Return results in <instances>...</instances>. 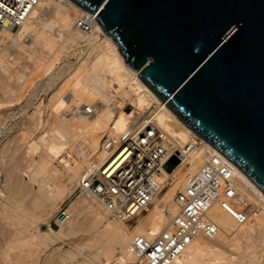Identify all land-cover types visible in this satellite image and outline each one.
I'll list each match as a JSON object with an SVG mask.
<instances>
[{
	"label": "bare ground",
	"instance_id": "1",
	"mask_svg": "<svg viewBox=\"0 0 264 264\" xmlns=\"http://www.w3.org/2000/svg\"><path fill=\"white\" fill-rule=\"evenodd\" d=\"M46 16H48L49 18H46ZM77 22L89 25L91 31L85 33L86 35L84 36H82V33V37H79L80 35L78 36V34L80 33L76 34L77 32H75ZM54 27H58V29H60V31L58 30L59 33L57 32L58 35L55 36L56 38L50 34L51 30L54 29ZM74 29L75 31H73ZM94 33H96V35ZM77 38H81L82 40L84 39V41L87 43V48L84 50V58H78L79 60L77 61V63L74 64L70 72H68V77L64 79L61 85L57 87L58 89H56L54 93H52V95L50 96L48 101V108L50 114L49 117L44 121L43 130L39 132L40 134L38 136L35 137L36 141L30 140L26 146V156L35 155L38 158L35 163H29L31 170L28 173L27 178L29 183L35 184L37 186L38 189L36 190V193L39 194V196H36L35 200H33L36 205L34 204L32 206L31 197L30 199L27 198V200L29 199L31 201L30 209L33 207V210H35L37 208L39 209L42 207L44 208L43 210L46 211L47 215L54 209V203L56 200L69 196L72 191L66 190L72 185V183L76 181L78 183L79 178L86 171L103 163L106 158V155L99 150V143L103 134L107 133L109 135H114L123 132L134 123L136 114L147 108L151 104V102L158 103V100L152 95V93L141 84V82L137 78L138 73L133 72L123 64V59L115 48V46L110 43L104 37V35L97 29L96 21L91 18L87 13L80 10L67 0H39L37 7L31 12L27 22H25L18 30L13 32L7 26H3L0 28V43H5L6 41L5 45L8 46L6 48H9V51L11 48L13 51H16L19 55L27 53L34 55L36 51L44 50L43 55L45 54L44 52L50 55L48 57H44L45 59L47 57L48 60L51 59L50 57L52 55V58H56V56L54 57V54L56 52L54 46L56 45L57 40L63 41L65 43L68 41L73 42ZM58 43L59 42H57V45ZM65 46L66 45H64V47ZM62 47L63 45L59 47L60 50L62 49ZM60 50L57 51L61 53L62 50ZM4 54L6 56L7 53ZM18 54L16 55L19 56ZM57 55L59 54L57 53ZM40 56L41 54L39 55V57ZM20 58L22 57H19V59ZM14 59L16 58L14 57L12 60ZM45 59L43 62H48V60L45 62ZM35 62L37 61L35 60ZM13 63L12 65H15ZM49 68L51 69L50 66ZM48 70L46 72H48ZM16 77L18 78V83L21 84L22 80L24 79V76ZM1 85L2 84H0V86ZM2 93L3 92H1L0 95H3ZM88 105H90L93 110V114L89 116L84 113V108ZM34 108L36 110L37 115H40L41 112L39 109V104H36ZM154 117L156 124L168 135H171L175 139L179 147H182L185 144H189L192 147L189 152L187 166H185L184 164H178L171 173L163 174V176L158 179V184L162 186L168 184V188L162 195H160V197L158 194L157 196H154L152 198L150 207L146 208L145 214L138 216L139 220L137 222V225L133 228L131 232H128V230L123 227V223L113 219L105 218L102 213L97 210L94 205H92L90 201L79 196L83 199V201L86 200L87 204L82 205V203L80 204L79 201H76L71 206V210L75 213L91 211L90 213L92 216V220L90 223L95 226L101 225L100 229L97 230V233L94 236L89 239H86L88 243L94 240L97 241L95 242V244L100 243L98 244L97 249L100 252L94 251L90 253V255L98 261L95 264H112L110 260L113 257L114 253L115 256H117L116 261H118L119 264H129L132 261V257L128 253V247L131 244L132 240L138 236H147L148 234L154 235L162 230V228L169 222V220L174 216L176 212L174 204V196L176 191L181 190L184 187L188 178L191 177L198 170L202 163H204V161L207 159L208 154H210L211 152L210 147L202 141L197 144L198 146L194 147L193 145L195 144V140L197 137L192 132H190L185 126H183L167 109L162 108V106H160L156 111ZM26 139L29 140V138L27 137ZM23 153L24 152H22V154ZM73 155H76V158H74ZM19 157L20 156H18V158ZM16 162V164H18V161ZM24 163L26 164L25 161ZM20 167L23 168L22 165ZM232 169L236 178V190L241 195L243 194L244 196H246V198L250 202L260 206L261 208L260 215L255 219V221L258 223L255 222L254 225L247 223L243 227L236 228L232 219L216 208L213 210V219L215 223L219 226L221 231L211 240H206L200 237L194 239L193 242L187 247L185 252L181 255V257L174 261L172 264H226L227 262H233L234 264H264V198L260 194V192L254 186H252L237 170H235L233 167ZM17 171L20 172V170L18 169ZM20 173L23 174L22 170ZM7 179H9V177ZM15 180H19L17 178V175ZM3 182L6 183V179H2V184ZM11 183L13 184V180ZM17 183L19 185V182ZM5 185H7V183ZM13 185L10 186L14 188L15 185ZM28 185L29 184H27L25 188L23 197L25 196V193L28 192L26 191ZM162 186H160L159 188H162ZM13 188H11V190H13ZM14 189H16V187ZM13 191L14 194H16L15 190ZM11 192L9 193L8 191V193L14 197L15 195L11 194ZM18 195L20 194L18 193ZM33 195L34 192L32 196ZM15 198H13L14 200L10 198L9 199L15 201ZM3 199L6 198L4 197V194L0 188V201ZM20 199L22 200V198ZM82 199H80V201ZM21 200L18 199L16 202L18 203V201L20 202ZM26 203L25 208H27ZM16 205H14V207ZM28 205L30 204L28 203ZM17 206L16 208L19 207ZM22 206H24L23 203ZM25 208L21 207V209L16 210L19 212L21 220L22 218L28 219V221L30 220V222L34 224V227H30L32 229L30 230V232L28 231L30 225L25 224L24 229H21L27 232L26 234L28 238H26V235H24V237L26 238V242L24 243L28 244V240H30V243H32V240L34 238H37L38 240H40V244L42 243V245H40L39 247H43V245L47 246L49 244H53L52 240L54 239H51V236H53V230L51 228H47L46 231L39 230L37 223L38 220L37 222H35L32 221L31 218H28L29 216H27L26 213H28L27 209L29 208V206L27 209ZM11 213L12 212L8 214L11 215ZM29 213L32 214L31 211ZM3 215L1 214L0 217ZM6 220H8V218H6ZM11 220L13 219L11 218ZM18 221L21 222L20 220ZM19 222H17V224H19ZM25 223L27 222L25 221ZM9 224H12V222ZM8 226L10 227V225ZM16 228L20 229L22 227H18L17 225ZM3 229H5L4 226ZM6 229L4 231L5 233ZM10 229L7 230V233L11 231L13 232V229ZM8 237L9 236H7L6 239L7 244H9L8 240L12 239L11 241H13L12 237H10V239H8ZM22 239H24L23 236ZM16 240L18 243V239ZM16 240L14 241L15 243ZM22 243H20V245ZM37 243L38 242H36V244ZM37 245H39V243ZM88 245L90 244H87L86 246L88 247ZM253 247H259L261 249L260 254H253L248 252V250ZM6 249H8V246ZM224 249L226 250V252L223 251L225 253H227V251L237 252L234 253V255L238 254V258L229 259V257H227L228 259H224L223 256L225 255L224 253H222V250ZM22 250H25V248ZM28 251L31 250L28 249ZM28 253L25 254L28 255ZM66 254H68L67 251H65V253H63L62 251L61 255L58 254L61 258L60 260L65 258ZM8 255L11 254L8 253ZM7 256H5V258H7ZM12 256L15 255L13 254ZM30 256L31 255H29V257ZM11 258L16 259L15 257ZM32 258L33 260L35 259V257ZM32 258H29L30 261L28 262H31ZM16 260H18V257ZM2 261H4V259ZM25 261H27V259ZM7 262L9 264L10 260H8ZM13 262L16 263L15 260ZM13 262L11 259V263ZM22 263L20 262V264ZM43 263L45 262L42 261V264ZM30 264H32V262Z\"/></svg>",
	"mask_w": 264,
	"mask_h": 264
},
{
	"label": "water",
	"instance_id": "2",
	"mask_svg": "<svg viewBox=\"0 0 264 264\" xmlns=\"http://www.w3.org/2000/svg\"><path fill=\"white\" fill-rule=\"evenodd\" d=\"M264 198V0H67ZM178 165L170 160L163 169Z\"/></svg>",
	"mask_w": 264,
	"mask_h": 264
},
{
	"label": "built area",
	"instance_id": "3",
	"mask_svg": "<svg viewBox=\"0 0 264 264\" xmlns=\"http://www.w3.org/2000/svg\"><path fill=\"white\" fill-rule=\"evenodd\" d=\"M38 3L39 0H0V28L7 26L15 32L27 22ZM76 29L79 33L91 31L89 25L81 22H77ZM160 106L165 108L159 101L151 102L136 114L128 129L114 135L103 134L99 150L106 155L105 160L79 178L76 194L93 203L105 218L123 224L134 221L150 206L152 198L168 187L158 184L163 174H169L163 167L172 159L187 166L192 147H179L156 124L154 116ZM84 113L89 116L93 110L85 107ZM199 142L196 138L193 146ZM210 150L204 163L176 191V212L169 222L154 235L132 240L128 247L132 257L129 264H172L194 239H213L221 231L213 219L216 208L228 215L236 228L260 215V206L236 190L232 166ZM67 220V209L61 207L47 228H60Z\"/></svg>",
	"mask_w": 264,
	"mask_h": 264
},
{
	"label": "rangeland",
	"instance_id": "4",
	"mask_svg": "<svg viewBox=\"0 0 264 264\" xmlns=\"http://www.w3.org/2000/svg\"><path fill=\"white\" fill-rule=\"evenodd\" d=\"M46 18H49V17L46 16ZM78 20H79V18H78ZM55 27H54L55 30L52 29L51 32H50V34L53 37L58 35V33L60 31V29H58V27L57 28H55ZM75 29H76V27H75ZM75 29L73 31H75ZM75 32H77L76 34L79 33L77 29H76ZM81 34L82 33L78 34V36L80 35L79 37H82V36L86 35L85 33H83L82 36H81ZM94 34L96 35V33H94ZM83 41H84V39L82 40L81 38L80 39L77 38L73 42L72 41H68V42H65L66 43L65 44L63 41L57 40V42L60 43V46L63 45V47L61 49L62 51L59 48L60 47L59 43L57 45V42H56V45L54 46V48L56 50V52H55L56 55L54 54V57L56 56V58H52L53 57V55H52L50 57L51 59H49V60H48L47 57L50 56V55L48 53H46V52H44L45 54L43 55V51L44 50L43 51H40V50L36 51V53H34V55L30 54V53H27L28 56H27V54L19 55L16 51H13L11 48H10V51H9V48L8 49L6 48V47H8L7 45H5L6 41H5V43L4 42L0 43L1 44L0 45L1 46L0 47V53H1L0 54V84H2L0 86V94H1V92H3L2 93L3 95H0L1 96L0 97V172H1L0 173V188H1V191L3 192V194H4V197L6 198V199H3V200L0 201V205H1L0 206V212H1L0 215L1 214L3 215V213H4V215L1 216L2 218L0 217V259L3 258L4 261H2L3 259L0 260V264H8V262H7L8 260H10L9 264H16V263L20 264V262L21 263L23 262L22 264H24L26 262L25 264H27V262L30 261L29 258H32V257H35V259L37 258L36 260L35 259L33 260V258H32V261H31L32 264H34V263L35 264H42V261L45 262L46 264H95V263L98 262L97 259H94L90 255V253L94 252V251L98 252L99 251V250H97L98 249V244H100V243L95 244V242H97L95 240L88 243L86 241V239H89L92 236H94L97 233V230L100 229L101 225L95 226V225L90 223L91 220H92V216H91V213H90L91 211L90 212L86 211V212L75 213V212H73L71 210V206L76 201H79L80 204L82 203V205H86L87 204V201L84 200L85 201L84 202L83 199L80 198L75 192V188H76L75 186H76L77 181L72 183V185L70 187H68L69 190L68 189L66 190V191H72L69 194L68 197H63V198L58 199V200L55 201V203H54L55 207L50 213H48V215H49V217H48V215L46 214V211L43 210L44 208H42V207L39 208V209L36 207L37 209H35V210H33V207L30 209L31 203H32V206L35 204L33 202V200H35V197L36 196L38 197L39 194L36 193L37 192L36 190L38 189L37 186L35 184L29 183L28 178H27V175H28V173L31 170V167H30L29 163H35L38 160L37 156H35V155H32V156L27 155L26 156L27 143L30 140L36 141L35 137L38 136L40 134L39 132H41L43 130L44 121H45V119H47L49 117V114H50L49 113V108H48V104H49L48 101H49V98L52 95V93H54V91L56 89H58L57 87H59V85H61V83L64 81V79H66L68 77V72H70V70L72 69L73 65L77 63V61L79 60L78 58H80V59L84 58L83 55H84V50L87 48V43L83 42ZM64 45H66V46L64 47ZM3 49L5 50V52H4ZM7 50L9 51V53H8ZM57 50H60L61 53H59V51H57ZM80 51H81L82 55H81ZM3 52L7 53L6 56H5V54ZM57 53L59 55L60 54L61 55L59 56V55H57ZM16 54H18L19 56H17ZM36 54H39V55L41 54V56L39 57V55H36ZM13 56L17 60L16 59L12 60L14 58ZM45 56H47L46 59L44 58ZM19 57H22V58H20L21 60L19 59ZM37 57H39V58H37ZM42 57L45 59V62L47 60H48V62L44 63L43 62L44 59ZM55 59H56V61H55ZM7 60H8V62H7ZM26 60H28V61H26ZM35 60L37 62H35ZM10 61H13V62L15 61V62L13 63V62H10ZM7 63H9V64H7ZM12 63L15 64V65H12ZM18 63H19V65H18ZM25 63H27V64H25ZM28 63L31 64V65H29ZM22 65L25 66V67H23ZM35 65H36V68H35ZM49 66L51 67V69L49 68ZM45 68H46V70H45ZM22 69H24V70H22ZM47 70H48V72H46ZM16 71H17V73H16ZM6 72L8 73V75H7ZM16 76H18V77L19 76H22V77L24 76L23 77L24 79L22 80L21 84L18 83V78ZM15 78H16V80H15ZM2 79H4V80H2ZM5 82H6V84H5ZM16 84H17V87H16ZM3 86H5V87H3ZM6 87H9V88H6ZM6 89H7V91H6ZM15 91H16V94H15ZM10 93H13V94H10ZM33 103L35 105L39 104V109H40V112H41L40 115H37L36 110L34 108L35 105ZM87 107H90V105H88ZM26 118H27V120H26ZM32 123H33V125H32ZM34 126H36V127H34ZM28 128H29V130H28ZM31 132H33L34 134L31 133ZM26 137L29 138V140L26 139ZM12 141H13V143H12ZM22 152H24V153L22 154ZM16 154H18V155H16ZM72 154H71V156H72ZM18 156H20V157L18 158ZM30 157L33 158V159H31ZM73 157L76 158V155H73ZM73 157H72V159H73ZM16 161H18V164H16L17 163ZM24 161L26 162V164L24 163ZM18 165H19V167H18ZM21 165L23 166V168L20 167ZM25 167H26V169H25ZM17 169L20 170V172L22 170L23 174L20 173L19 171H17ZM13 172L17 175V178L19 179L18 181H16L17 179L15 180L16 175ZM8 177H9V179H7ZM2 179H4V180L6 179V183H7V185L9 183V185L8 186L5 185L6 183H4V182H3V184H4L3 185L2 184ZM12 180H13V184L15 185L16 189H14L15 187L14 188L11 187L13 185L11 183ZM17 182H19V185H18ZM27 184H29V185H28V188H27L26 191H28L27 193L29 195L27 193H25V196L23 197V193L25 192V188H26ZM9 187L13 188V190H15L16 194H14V191L11 190V188H9ZM167 188H165L159 194V197H160V195H162L166 191ZM8 191H9V193L12 191L11 194H13L15 196L14 197L11 196L8 193ZM17 192L20 195H18ZM33 192H34V195L32 196ZM21 194H22V197H21ZM30 197L32 198L31 199L32 202L29 200ZM9 198L12 199V200H14L13 198H15L16 200L12 201ZM20 198H22V200ZM27 198H29V199L27 200ZM18 199L21 200V201L20 202L18 201V203H17L16 201ZM80 199H82V200L80 201ZM26 202H28L30 205H28V203H26ZM22 203H23L24 206H22ZM25 203L27 204L26 205L27 208L29 206L28 209L25 208ZM16 204L17 205L20 204L21 206L18 205L20 208ZM14 205H16L18 208H16V206L14 207ZM92 205H93V203H92ZM21 207L22 208L24 207L25 209L28 210L27 211L28 213H26L27 216H29L28 218H31V220L35 221V222H37V220H38V222H37L38 223V227H39V230H41V231H46L47 230L48 223H50L53 220L54 215L57 213V211L61 207H65L67 209L68 220H67L66 224L61 226L60 228H54L53 229L51 227V229L53 230V236H51V239L52 238L54 239V240H52L53 244H49L47 246L43 245V247L42 246L39 247L40 245H42V243L40 244V242H39L40 240H38L37 238H36L37 240L34 238L33 239L34 241L32 240V243H30V240H28V239H27L28 240L27 241L28 244L24 243V242H26V238H28L27 234H26L27 232L23 231L21 229H24V225L27 224V225H30L29 229H28V231L30 232V230H32L30 227L33 228L34 224L32 222H30V220L28 221V219H25V218H22V220H21L20 214L16 210V209H21ZM30 211L32 212V214L29 213ZM10 212H12L11 215H9ZM143 214H145V212ZM143 214H141V215H143ZM40 215H42V216H40ZM14 217H17V218H14ZM35 217H37V218H35ZM6 218H8V220H6ZM11 218L13 220H11ZM18 220H20L21 222H19ZM138 220L139 219L136 218L134 221H132V222H130L128 224H123V227H125L128 230V232H131L133 230V228L137 225ZM16 221L19 222V224H17ZM23 221H24V223H23ZM25 221L27 223H25ZM4 222H5V225H4ZM11 222H12V224H9ZM255 222L256 221L254 220L253 222H250L249 224H251V225L253 224L254 225ZM256 223H258V222H256ZM8 225H10V227ZM17 225H18V227L20 226L22 228H20V229L16 228ZM3 226H4L5 229L6 228H8V229L11 228L10 230L13 229V232L11 231V232H9L10 233L9 234V233H7L8 229H6V233H5L4 232L5 229H3ZM24 235H26V238L24 237ZM54 235H55V237H54ZM7 236H9L8 239H10V237L13 238V241H11L12 239L8 240L9 244H7V240H6ZM22 236H23V238L25 240L22 239ZM17 237H19V238H17ZM16 239H18V243H17ZM15 240H16V243L14 242ZM19 240H20V242H19ZM21 241L24 243V245H23V243ZM36 242H38L39 245H37L38 243L36 244ZM20 243H22V244L20 245ZM34 243H35V245H34ZM87 244H90V245H88V247H87L86 246ZM15 245H16V247H15ZM3 246H5L6 248L8 246L9 250L6 249ZM23 247L25 248V250H22V249H24ZM16 248H18L20 251L18 249H16ZM32 248H33V250H32ZM14 249H16V250H14ZM28 249L31 250V251H28ZM57 249H59V250H57ZM24 251H25V253L29 252L28 255L25 254ZM26 251H28V252H26ZM62 251H63V253H65V251H67V253H68V254H66V257L62 259L63 261L60 260L61 258L59 256V255L62 254ZM223 251L226 252V250L225 249L222 250V253H224V255L226 256V257L223 256L224 259L227 258V257H229V259L238 258V254L234 255V253H237L235 251H232V252L227 251V253H225ZM18 252H20V253H18ZM248 252L253 253V254H260L261 249L259 247H253V248H250L248 250ZM8 253H10L11 255H8ZM13 254L15 256H12ZM7 255L11 256V257H15L16 259L18 257V260L13 259L11 257H8ZM29 255H31V256L29 257ZM5 256H7V258H5ZM116 258H117V256H115V253H114V255L111 258L110 262L114 263V264H119L118 261H116ZM11 259H12V262L15 260L16 263L15 262L11 263ZM21 259H22V261H21ZM26 259H27V261H25ZM31 262H28V264H30ZM222 262H223V260H222ZM45 263H43V264H45ZM226 264H234V263L233 262L232 263L231 262H229V263L227 262Z\"/></svg>",
	"mask_w": 264,
	"mask_h": 264
},
{
	"label": "snow or ice",
	"instance_id": "5",
	"mask_svg": "<svg viewBox=\"0 0 264 264\" xmlns=\"http://www.w3.org/2000/svg\"><path fill=\"white\" fill-rule=\"evenodd\" d=\"M0 6H2V5H0Z\"/></svg>",
	"mask_w": 264,
	"mask_h": 264
}]
</instances>
